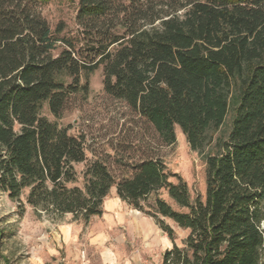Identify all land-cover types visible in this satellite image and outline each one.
Segmentation results:
<instances>
[{"label":"trees","instance_id":"trees-1","mask_svg":"<svg viewBox=\"0 0 264 264\" xmlns=\"http://www.w3.org/2000/svg\"><path fill=\"white\" fill-rule=\"evenodd\" d=\"M40 1L0 0V190L88 223L115 187L170 240L171 223L189 231L161 264H264V0H78L77 42L52 30ZM100 66L106 94L162 145L180 127L205 161V198L157 154L121 177L95 159L71 185L85 140L42 110L62 118Z\"/></svg>","mask_w":264,"mask_h":264},{"label":"rangeland","instance_id":"rangeland-1","mask_svg":"<svg viewBox=\"0 0 264 264\" xmlns=\"http://www.w3.org/2000/svg\"><path fill=\"white\" fill-rule=\"evenodd\" d=\"M78 0L40 1L36 10L59 36L75 42L82 39L77 20ZM60 49L55 53H59ZM103 67L88 76V93H77L70 99L62 118H55L44 106L42 114L70 134L85 140L87 160L76 164L78 180L83 187V173L88 162L105 161L118 177L131 171V165L151 154L159 155L172 173L188 183L192 196L205 198L206 167L204 159L193 151L180 127L176 126V142L162 145L154 129L124 102L106 94ZM175 180V179H173ZM24 207L0 190V264H161L166 249L174 243L183 246L189 231L171 223L175 240L154 219L117 199L114 189L110 200L115 208L88 223L73 215H38L26 203ZM166 199L168 197L164 195ZM264 228V222L262 223Z\"/></svg>","mask_w":264,"mask_h":264},{"label":"crops","instance_id":"crops-1","mask_svg":"<svg viewBox=\"0 0 264 264\" xmlns=\"http://www.w3.org/2000/svg\"><path fill=\"white\" fill-rule=\"evenodd\" d=\"M114 189V193H115V196L117 197V199H119L120 201H122V202H124V203H126L125 201H123V200H121V198L118 196V194H117V190H116V188L114 187V188H112V190ZM111 190V191H112ZM111 193V192H110ZM110 195V194H109ZM117 199H112V200H110V196H108L106 199H105V201H104V205H103V209H104V212H103V214H107V213H109L111 210H113L114 208H115V205L117 204V203H115L113 200H116V201H118ZM127 204V203H126ZM128 205V204H127ZM130 206V205H129ZM131 207V206H130ZM136 210V209H135ZM138 211V210H137ZM102 214V215H103ZM101 215V216H102ZM95 217V216H94ZM93 218V217H92Z\"/></svg>","mask_w":264,"mask_h":264}]
</instances>
